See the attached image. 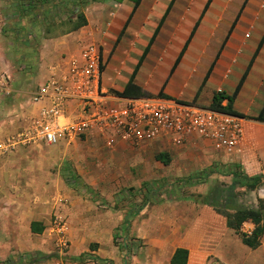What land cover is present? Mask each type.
I'll list each match as a JSON object with an SVG mask.
<instances>
[{"label": "rangeland", "instance_id": "rangeland-1", "mask_svg": "<svg viewBox=\"0 0 264 264\" xmlns=\"http://www.w3.org/2000/svg\"><path fill=\"white\" fill-rule=\"evenodd\" d=\"M21 1L23 0H0V41L7 51H10V59L15 60V74L12 75V80L17 90L21 91L17 96L24 101L29 91L24 90L22 85L31 83L32 77L29 74L33 73L36 67L39 48L30 45L27 53L29 55L23 57L21 54L20 49L25 46L24 40L20 41L23 38L22 33L38 29L31 26L29 18L20 19L16 6ZM156 1L164 5L158 17L135 25L130 20L122 22L113 35H110L115 30L113 14L127 2L120 6L113 0H98L84 10L85 14L98 23L101 33H106L105 67L110 73L119 74L123 68L130 66L132 72L128 76L126 87H137L134 78L138 72L140 74L143 63L151 67V74L145 73L144 77L153 87L157 81L152 72L156 61H166L174 54L178 62L184 55L193 51L209 50V47H205L207 44L216 48V51L223 50V44H217L215 40L206 43L203 42L206 38L201 36L200 40H197L201 21L215 0H191V4L198 8L204 3L197 17H194V24L188 30L185 29L183 18L185 10L178 11V22L181 23L177 29L167 25L169 8H172L170 12L173 13L181 9L182 4L186 6L187 0ZM187 7L191 8L189 5ZM65 30L67 28L58 33ZM58 33L54 32L48 38L53 39ZM3 58L5 61L7 56ZM133 63L135 64L131 69ZM145 72H148V69H145ZM26 79L28 81H25ZM32 86L35 89L36 85ZM17 96H8L5 97L6 100L0 101V119L8 120ZM139 97L143 96H137ZM0 98L5 99L2 96ZM195 139L200 138H189L175 153H168L172 157L168 166L158 161L160 153L165 151L155 145L145 146L140 150L134 146L129 148V151L117 146L118 144L114 148L89 141L74 148L75 151L66 157V165L62 167L50 161V158L59 159V154H46L45 157L28 153L14 155L12 160L21 165L25 175H28L33 167V173L38 174L39 178H64L63 169L66 168L65 176H69L68 182L83 197L84 203H89V207H83L73 204V201L64 200L60 207L61 214L52 216V229L46 232V238H51L54 244L49 245L48 250L42 251L46 255L59 258L42 264H168L172 251L181 245L192 248L194 261L205 264H238V256L234 259L222 250L221 245L225 244L245 250V253H241L244 263L246 260L245 264H264V236L261 245L255 250L244 249L242 243L243 236L251 234L257 226L250 222L245 223L237 233L227 227L225 217L234 214L240 205L257 208L264 203V178L261 186L255 190L240 188V179L231 175L233 168L237 167L238 173L248 177L264 176V171L247 170L237 161L228 159L224 153L215 150L211 142L201 139L202 143H205V148L202 149L201 142ZM76 165H81L87 174L107 186L101 185L91 189L82 183L81 176L76 172ZM73 174L78 177L76 182H71L70 176ZM105 191L109 194L102 196L101 192ZM49 192V186H28L24 185V181L18 182L17 186L3 189L0 196V220L9 223L16 215L18 218L28 219L31 212L26 208L29 205H33L34 215L44 214L51 204L48 202ZM229 196L234 197V203L229 204V209L217 207L220 204L225 205ZM204 201L211 202L212 205ZM111 226H114L113 233L110 232ZM9 228L13 231L11 225ZM17 231L19 233L16 234L0 231V262L37 253L36 250L22 251L28 238L22 229L18 228ZM204 233L205 238L201 239ZM111 237L112 250L115 252L112 253L113 259L96 260L90 253L82 257L78 251L73 250L75 245L82 246L87 243L91 244L93 250V245H96L93 240L104 244ZM37 239L35 241L41 244L45 238ZM76 258L81 261L73 262Z\"/></svg>", "mask_w": 264, "mask_h": 264}, {"label": "crops", "instance_id": "crops-1", "mask_svg": "<svg viewBox=\"0 0 264 264\" xmlns=\"http://www.w3.org/2000/svg\"><path fill=\"white\" fill-rule=\"evenodd\" d=\"M126 2L127 4H120V6L123 5L122 8H119L113 14L115 18V30L110 35L115 33L122 22L126 23L130 20L134 25L146 23L147 19L158 17L159 11L164 9V5L159 4L156 0H143L136 11H134L133 3ZM187 2L188 4H185L186 6L182 4L181 9L175 10V13L170 12L172 8L169 9V17L167 16L169 19L168 26H173L174 29H177L178 24L181 23L178 22L179 17H177L179 16V10L186 11L183 15L186 30L194 24V17H197L198 11L201 10L205 0L199 8L194 7L191 4V0H187ZM188 5L191 8L187 7ZM86 18L88 24L80 30L45 40L41 43L38 49L36 67L33 73L29 74L32 77L30 79L31 83L29 85L26 82L22 85L24 86V90L29 91L28 93L26 92L28 95L24 101H21L19 95L17 96L21 91L17 90L12 80V75L15 74V60L10 59V51H7L4 44L0 41V72L5 73L10 78L11 94L9 97L16 95L18 98L10 109L8 120L0 119V148H4L9 140L16 138L23 129L30 125L31 120L37 116L39 111L45 105H48L43 102L33 103L31 94L42 87L52 76L60 75L61 67L72 56L78 54L82 47L87 44L96 43L102 46L104 56L103 88L112 95H123L126 92L128 76L132 72L129 69L130 66L123 68L119 74L110 73L109 69L105 67V44L107 42L104 41V35L106 33H101L98 23L92 17H89L88 14H86ZM197 36H199L197 40H200V36L205 37L206 39L203 42L206 43H211L215 40L217 44H223V50L216 51V48L214 49L210 44H207L205 47H209V50L193 51L190 54L184 55L178 62L175 60L174 54H171L166 61H156L152 72L157 81L156 86L153 87L144 77L145 73L151 74V67L148 64L143 65V63L141 66L142 69L140 68V74L138 72L134 78L137 87L136 89H131L130 97H157L191 103L201 108H209L213 103L215 95L223 94L232 97L236 93L232 107L233 111L242 116L244 120V139L240 154L231 157L226 155L225 157L237 161L247 170L264 171V123L254 121L255 118L264 114V0H215L210 6L209 12L202 19ZM5 55L7 56V61L3 60L5 59L3 58ZM134 64L131 65V69ZM145 69H148V72H145ZM25 81L28 80L26 79ZM34 84L36 85L35 89L32 86ZM2 97L5 98L8 96ZM6 99L0 98V101ZM228 104L227 99L222 101V107H226ZM73 111L74 107H71L70 113L72 114ZM109 137L115 142L113 146L107 145L106 135H101L97 131H93L83 139H78L71 143L61 142L57 146L37 143L29 145L20 144L4 151L0 149V196L2 195L3 189L17 186L18 182L24 181V185L26 184L28 186L38 184L49 186L50 195L48 196V202L51 203L44 214L34 215L32 212L34 207L33 205H29L26 208L31 212L28 219H21L16 215L12 219V222L10 220L9 223L0 220V231L2 233L6 231L9 234H16L19 233L17 231L18 228L22 229L28 238L22 251L29 252L36 250L37 254H44L42 251L48 250L47 247L54 244L51 238H46V232L52 229V216L61 214L62 210L60 207L64 200L73 201V204L83 207H87L89 204L84 203L83 197L68 182L69 176H65L67 173L66 168L63 169L65 179L59 178L58 176L54 179L52 176H49L47 179L39 178L38 174L33 173V167L31 168V172L25 175L22 173L21 165L12 160L13 156L18 153L35 154L40 157H45L46 154H59V159L50 158V161L62 167L66 165V157L71 155L73 150L75 151L74 148L80 144L89 143V141L106 147H114L118 144L117 146L128 150L129 148H134V146H136L137 150H140L145 146L155 145L161 151H165V153H160L157 158L158 161L162 165H165L159 160L161 155H165L169 161L168 165H170L172 162L170 155L175 153L180 147L179 144L174 142L176 137L171 133L163 134L154 142L140 144L122 142L118 138H114L113 135H109ZM195 140L201 142L202 149L205 148V143H202L203 140ZM34 151H37V153H34ZM76 172L81 176L80 181L87 184L91 189L92 187L98 188L101 185L107 186L106 183H101V180L87 174L81 165H76ZM47 182L49 185H47ZM101 193L102 196L109 194L107 191ZM33 223H38L37 228L39 229L44 228L42 234L32 232L31 225ZM5 224L11 225L13 231L10 230L8 225L5 226ZM113 230L114 226H111L110 232L113 233ZM205 235L206 233H204V237L202 236L201 239H204ZM37 238L45 239L39 244L38 241H35L38 240ZM93 241L96 243V245H93V250L91 249L90 243L83 244L82 246L75 245L73 250L78 251L77 253L81 256L90 253L96 260L105 258L113 259L112 253H115L112 250L113 237L106 240L104 244L98 240ZM221 246L223 247L222 250L224 253L226 252L234 259L238 256L240 264L246 263V260L245 263L242 260L241 253L243 250L241 247L236 249L231 244ZM21 248L20 246V250ZM177 249H185L188 251L189 257L187 264H205V262L194 261L193 250L188 245H181L175 248L169 256L168 264H171V259ZM244 249L249 250L250 248L245 246ZM105 254H108V256H104ZM249 263L252 264L251 262Z\"/></svg>", "mask_w": 264, "mask_h": 264}, {"label": "built area", "instance_id": "built-area-1", "mask_svg": "<svg viewBox=\"0 0 264 264\" xmlns=\"http://www.w3.org/2000/svg\"><path fill=\"white\" fill-rule=\"evenodd\" d=\"M103 73L102 46L96 43L83 46L61 67L60 75L52 76L31 94L33 103L48 105L0 149L37 143L57 146L97 131L107 136L108 146L115 144L109 135L140 144L171 133L179 145L197 137L211 142L215 150L227 156L240 154L243 118L178 100L112 95L103 88ZM10 88V78L0 72V96H9ZM71 107H74L72 114Z\"/></svg>", "mask_w": 264, "mask_h": 264}, {"label": "trees", "instance_id": "trees-1", "mask_svg": "<svg viewBox=\"0 0 264 264\" xmlns=\"http://www.w3.org/2000/svg\"><path fill=\"white\" fill-rule=\"evenodd\" d=\"M98 0H23L20 4L16 6L18 9V15L20 19H28L32 27H38L36 31L28 30L25 33H22V39L24 40L25 46L21 47L22 55L28 56L30 45H34L35 48H39L41 43L48 38L52 33L66 29L64 32H59L56 37L66 35L71 32H75L85 27L88 24L85 8L93 2ZM115 4H123L128 1L134 4V11L140 6L143 0H113ZM170 9V8H169ZM169 11V10H168ZM17 13V11H16ZM42 28V29H41ZM41 29V31H40ZM52 38H55L52 37ZM27 50V52H25ZM19 52V51H18ZM38 52V51H37ZM133 89H136L132 87ZM131 86L127 88L126 92L122 95L126 98H137L130 97ZM238 92V91H237ZM236 97V93L232 97L225 96L223 94H217L213 98V103L209 107L213 110H219L224 113L235 115L241 117L239 114L233 111L232 104ZM228 100L229 104L226 107H222V101ZM258 122L264 123V114L260 115L255 119ZM159 160L168 165L169 161L167 156L161 155ZM239 169L237 167L233 168V175L236 179H240L238 186L240 188H245L248 190H255L261 186L263 175L248 177L242 176L241 173L237 172ZM71 182H76L77 177L73 174L70 176ZM234 197L229 196L225 201V205H218L223 209H229V204L234 203L232 201ZM204 203H207L204 201ZM212 205L211 202L207 203ZM227 218V227L235 232H239L243 228L245 223H253L257 228L248 235L243 236V244L250 249H257L261 245V239L264 236V203L260 204L257 208H246L240 205V208L235 209V213L232 215H225ZM128 224V223H127ZM39 224L33 223L31 225L32 232L35 234H42L44 228H37ZM189 253L185 249H177L174 256L171 259V264H187L188 263ZM58 256L55 255H44L40 253L36 254H26L24 256L16 258H11L6 262H0V264H42L43 262L50 261L51 259H58ZM81 260L75 259L73 262L77 263Z\"/></svg>", "mask_w": 264, "mask_h": 264}]
</instances>
